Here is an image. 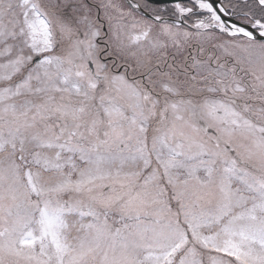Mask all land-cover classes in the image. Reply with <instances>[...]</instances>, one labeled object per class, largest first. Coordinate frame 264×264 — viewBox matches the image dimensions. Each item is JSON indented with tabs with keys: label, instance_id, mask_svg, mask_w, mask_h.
Segmentation results:
<instances>
[{
	"label": "snow or ice",
	"instance_id": "1",
	"mask_svg": "<svg viewBox=\"0 0 264 264\" xmlns=\"http://www.w3.org/2000/svg\"><path fill=\"white\" fill-rule=\"evenodd\" d=\"M0 264H264V0H0Z\"/></svg>",
	"mask_w": 264,
	"mask_h": 264
}]
</instances>
